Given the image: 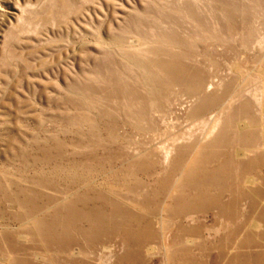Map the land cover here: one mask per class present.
Returning <instances> with one entry per match:
<instances>
[{"label":"rangeland","instance_id":"374dc122","mask_svg":"<svg viewBox=\"0 0 264 264\" xmlns=\"http://www.w3.org/2000/svg\"><path fill=\"white\" fill-rule=\"evenodd\" d=\"M0 264H264V0H0Z\"/></svg>","mask_w":264,"mask_h":264},{"label":"bare ground","instance_id":"6f19581e","mask_svg":"<svg viewBox=\"0 0 264 264\" xmlns=\"http://www.w3.org/2000/svg\"><path fill=\"white\" fill-rule=\"evenodd\" d=\"M254 204V203H253Z\"/></svg>","mask_w":264,"mask_h":264}]
</instances>
